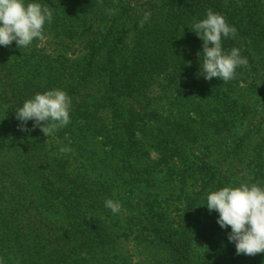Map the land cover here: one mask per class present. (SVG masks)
Masks as SVG:
<instances>
[{
	"label": "trees",
	"instance_id": "trees-1",
	"mask_svg": "<svg viewBox=\"0 0 264 264\" xmlns=\"http://www.w3.org/2000/svg\"><path fill=\"white\" fill-rule=\"evenodd\" d=\"M241 2L230 10L225 0H145L134 5L130 0H25L53 8L44 36L72 42L78 51L72 57L48 52L39 47L40 40L22 49L15 41L0 46V264H127L113 255L116 233L100 207L102 196L113 199L114 184L107 190L108 181H91L89 172L106 171L111 179L107 168L117 162V174L112 172L124 183L130 174L146 176L151 151L159 153V160L152 162L148 175L168 168L180 185L192 181L199 189L186 200V224H170L159 205L144 212L155 235L144 240H151L155 251L159 248L164 264H264V253L237 255L228 240L231 228L222 229L219 213L206 208L210 192L240 185L231 179L230 164L227 169L224 164L240 161L253 137L244 134L223 165L207 164L205 157L191 160L184 153L187 147L211 141L196 131L187 138L170 117L160 116L150 98L153 85L165 77L186 87L183 107L197 114L199 125L228 134L234 129L232 119L248 114L245 100L253 93L263 108L261 120L252 126L255 137L264 134V21L248 1ZM209 8L237 30L234 38L222 40L224 51L238 48L247 60L227 83L199 74L203 42L191 25L206 18ZM108 9L116 14L108 15ZM145 12L151 17L140 28ZM53 89L71 97V122L50 137L38 127L32 130L31 120L25 125L30 131L19 130L16 110L35 94ZM213 90L216 109L204 112ZM60 140H69L73 158L60 153ZM94 143L102 149L95 151ZM250 150L264 187V149L256 145ZM154 197L146 194L149 203L156 202Z\"/></svg>",
	"mask_w": 264,
	"mask_h": 264
},
{
	"label": "rangeland",
	"instance_id": "rangeland-1",
	"mask_svg": "<svg viewBox=\"0 0 264 264\" xmlns=\"http://www.w3.org/2000/svg\"><path fill=\"white\" fill-rule=\"evenodd\" d=\"M130 1L134 5L135 3L142 4L145 0ZM246 1H248V3L252 6L256 15L260 16L264 21V0ZM225 4L230 10H234L235 8H238L239 6L241 7L243 5L241 0H225ZM39 45L40 48L45 49L48 52H59L71 57L78 51V47L72 45V42L68 43L66 40L55 38L53 36L45 37V39L41 41ZM253 69L254 63L251 66V72H253ZM215 80L217 79H212V81ZM168 81L169 80L164 77L160 79L159 82L155 83L151 89L152 97L150 98L154 101L153 106H157L156 110L158 113L162 114L160 116L167 118L170 117V123L176 124L178 131L181 133L184 132L187 138L193 135L191 133L196 131L195 135H203L205 138L211 141L209 144H206L203 147L195 146L192 150H190L189 146L186 148V150H184V153L189 155L191 160H193V156H196L199 159L205 157L204 160L207 162V164L212 163L214 165L216 162L220 165H223V159H227V154L231 155L232 148L237 145L239 139L245 138L244 134H247L248 132V136L253 137V146L246 150L247 154L243 155L240 161L234 162L228 160L229 163L224 164L226 165L225 169H227L229 166L227 164H230V171L232 174L231 179L240 180V184H253L257 183V181L259 183L261 180L263 181L262 177L259 178V176L263 174L257 173L258 167L256 166V160H254V156H251L253 154L250 150L256 145L260 146L261 149H264V134L255 137L256 131L252 126L255 125L256 121L261 120V110L263 108L260 106V102L256 96H254L253 93L250 95L247 93L248 95L245 102L248 106V114L244 116L240 115L239 117L232 119V121H234V129L232 132L225 134L224 130H215L199 125L200 118L198 119L196 117L197 114L193 111L190 112L187 108L183 107L184 104L182 96H185L184 94L188 93L186 87L178 88L180 84L172 85L171 82ZM211 84H213V82H211ZM240 88H242L243 91L246 90L244 84H241ZM214 93L215 92L213 90L211 96L208 98V103L213 104L208 105L207 103L202 106L204 112L206 111L205 108L210 113L215 111L216 108H214V105H217L215 102L217 96H215L212 100V95ZM134 104L136 105V108H138V104L136 102H134ZM129 106V103L126 104L125 109H128ZM211 117L212 119H219L217 116ZM251 121H253L252 124H250ZM185 129H187V131H185ZM198 130H200L199 133L197 132ZM59 143V148L65 147L70 149V151L64 154L68 155L70 158H73L74 152L69 140H60ZM101 147V143L93 144L95 151H99L102 149ZM150 157V161L155 163L159 160V153L151 151ZM79 162H82V160H79ZM152 162L146 163V165L149 166L148 168L153 167L154 164H152ZM76 166L78 169H80V172L85 170L79 165ZM116 168L117 162H114L112 167L107 168L110 172V177L114 182H112L108 177V173L106 171L97 172L96 174L89 172L91 181H108L104 186V188L107 190H111L112 184H114L113 187L115 188L113 190L114 195L112 200L119 202L121 205L119 213L113 214L110 209L105 207L104 202L106 199L104 196H102L100 207L101 209L105 210L104 214H109V219H112L110 224L116 233L117 241L115 243L116 245L114 246L113 255L125 258L127 264H164V258H162L161 253L158 251L159 248H156L155 251L152 247V245H154L152 244L153 242L151 240H144V238L148 235H151V238L155 236L153 232L154 230L150 226H147V222L145 221L146 215H144V212L149 208L150 205H152L154 210L156 206L159 205L164 209L167 220L171 222L170 224L175 226L179 221H184V224H186V219H184L186 200L191 199L192 195L199 192V189L192 181L184 184L186 186L180 185L177 180H173L176 178V175L168 168H165L161 171L159 169L162 168H157L156 170H152L150 175L147 174L150 172L147 168L144 172L146 176L130 174L128 181L125 183L120 179V177H115L114 173L117 174ZM139 169L141 170L144 168L139 167L138 170ZM104 176L105 179H103ZM170 176L172 177L168 179ZM94 177L97 179H93ZM146 180L154 181V183L147 184ZM149 192L155 196L154 199L156 202H148L146 194ZM56 218L58 219L59 217L56 216ZM197 240L198 239L196 238L194 239L195 243Z\"/></svg>",
	"mask_w": 264,
	"mask_h": 264
},
{
	"label": "clouds",
	"instance_id": "clouds-1",
	"mask_svg": "<svg viewBox=\"0 0 264 264\" xmlns=\"http://www.w3.org/2000/svg\"><path fill=\"white\" fill-rule=\"evenodd\" d=\"M108 15H115V9L106 10ZM151 13L145 12L139 21L143 28ZM53 8L40 3H25V0H0V46L8 47L15 41L18 48H28L34 40L43 41L44 26L50 24ZM193 31L203 42V62L200 63V75L205 80L213 78L227 83L236 77V69L246 66L247 60L240 55L238 48L225 52L222 47L224 38L235 37L237 30L226 19L211 8L206 18L191 25ZM198 56L200 54L198 53ZM71 97L63 90L53 89L37 93L23 102L15 114L21 121L18 129L30 131L25 125L34 121L47 137L66 127L70 121ZM60 153L70 149L61 147ZM105 207L113 214L120 211L119 202L106 199ZM206 208L209 212L219 213L217 220L222 229L231 228L229 242L235 244L237 255L255 256L264 253V187L260 183H241L237 187L225 186L207 195ZM87 257V253H82Z\"/></svg>",
	"mask_w": 264,
	"mask_h": 264
}]
</instances>
